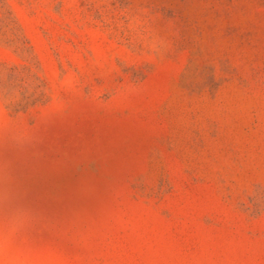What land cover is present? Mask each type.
<instances>
[{
	"label": "rangeland",
	"instance_id": "rangeland-1",
	"mask_svg": "<svg viewBox=\"0 0 264 264\" xmlns=\"http://www.w3.org/2000/svg\"><path fill=\"white\" fill-rule=\"evenodd\" d=\"M0 264H264V0H0Z\"/></svg>",
	"mask_w": 264,
	"mask_h": 264
}]
</instances>
